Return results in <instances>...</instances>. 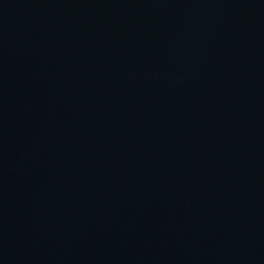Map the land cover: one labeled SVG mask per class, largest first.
I'll use <instances>...</instances> for the list:
<instances>
[{
    "label": "water",
    "instance_id": "water-1",
    "mask_svg": "<svg viewBox=\"0 0 264 264\" xmlns=\"http://www.w3.org/2000/svg\"><path fill=\"white\" fill-rule=\"evenodd\" d=\"M0 264H264V0H0Z\"/></svg>",
    "mask_w": 264,
    "mask_h": 264
}]
</instances>
